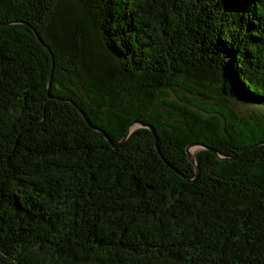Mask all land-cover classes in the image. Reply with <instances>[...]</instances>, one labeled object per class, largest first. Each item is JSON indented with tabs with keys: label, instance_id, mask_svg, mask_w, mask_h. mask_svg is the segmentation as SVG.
Segmentation results:
<instances>
[{
	"label": "trees",
	"instance_id": "trees-1",
	"mask_svg": "<svg viewBox=\"0 0 264 264\" xmlns=\"http://www.w3.org/2000/svg\"><path fill=\"white\" fill-rule=\"evenodd\" d=\"M0 264H264V0H0Z\"/></svg>",
	"mask_w": 264,
	"mask_h": 264
},
{
	"label": "rangeland",
	"instance_id": "rangeland-1",
	"mask_svg": "<svg viewBox=\"0 0 264 264\" xmlns=\"http://www.w3.org/2000/svg\"><path fill=\"white\" fill-rule=\"evenodd\" d=\"M237 110L241 113V114H249L251 111H253V107L252 106H246L242 103H237L235 104ZM199 151V148L196 146H193L190 148V152L192 154H195L196 152Z\"/></svg>",
	"mask_w": 264,
	"mask_h": 264
},
{
	"label": "water",
	"instance_id": "water-1",
	"mask_svg": "<svg viewBox=\"0 0 264 264\" xmlns=\"http://www.w3.org/2000/svg\"><path fill=\"white\" fill-rule=\"evenodd\" d=\"M139 127H145V128H149V129H151L153 132H154V128L153 127H151V126H149V125H138ZM135 128V127H134ZM133 127L130 129V131H132L133 129H134ZM104 133V132H103ZM105 134V133H104ZM106 135V134H105ZM106 137H107V139L108 140H110V138L106 135ZM191 147H193V145L192 146H190V147H188V150H187V153H188V156H189V159H190V161L193 163V164H195L196 165V168H197V171L199 170V168H198V164H197V162H196V160H195V157H194V155L190 152V148Z\"/></svg>",
	"mask_w": 264,
	"mask_h": 264
}]
</instances>
